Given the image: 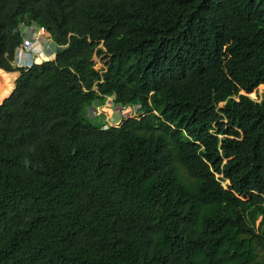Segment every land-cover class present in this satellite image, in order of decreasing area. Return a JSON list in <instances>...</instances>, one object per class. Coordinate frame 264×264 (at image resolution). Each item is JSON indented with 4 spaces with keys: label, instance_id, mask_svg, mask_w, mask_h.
<instances>
[{
    "label": "trees",
    "instance_id": "16d2710c",
    "mask_svg": "<svg viewBox=\"0 0 264 264\" xmlns=\"http://www.w3.org/2000/svg\"><path fill=\"white\" fill-rule=\"evenodd\" d=\"M0 68V264H264V0H0Z\"/></svg>",
    "mask_w": 264,
    "mask_h": 264
},
{
    "label": "clouds",
    "instance_id": "9594fccd",
    "mask_svg": "<svg viewBox=\"0 0 264 264\" xmlns=\"http://www.w3.org/2000/svg\"><path fill=\"white\" fill-rule=\"evenodd\" d=\"M26 30H28L29 34L25 33L24 42L21 45V47L18 49V52H17V55H16V59H15L16 60L15 61V66L17 68H19L20 70L13 71V72H7V71L2 69L6 73H18L19 74V76H18V78L16 80V84H17L18 80L21 78V76L23 75V69L29 70V69L33 68L35 65H42V64H44L46 62H50V61L56 59V57L54 55V52H53V50L54 51L56 50V46L54 45L53 39H52L51 44H50L49 40L44 38V35L43 36L37 35V32H40V31H43L45 33H49L46 29H39L37 27H29L28 28V27L25 26V31ZM37 37H41L42 45L37 48V54L30 58L29 56H26L23 53V48L25 47L26 40L36 41ZM51 38H52V36H51ZM110 98H112V97H107V98H104V99L105 100L108 99L110 101ZM113 102H115V105H117L116 101H113ZM107 106L111 107L110 104H108ZM117 107H120V106L117 105ZM130 108H131L130 106L120 108L121 114L124 115L125 112H130L129 111ZM130 113H132V111ZM125 118H128V117H125ZM108 119L109 120L113 119V122L112 121H108V120H107L108 122L107 121L104 122V124H103L104 130H108L110 126H118L117 124H119V119L111 118V116ZM113 124H115V125H113Z\"/></svg>",
    "mask_w": 264,
    "mask_h": 264
},
{
    "label": "rangeland",
    "instance_id": "374dc122",
    "mask_svg": "<svg viewBox=\"0 0 264 264\" xmlns=\"http://www.w3.org/2000/svg\"><path fill=\"white\" fill-rule=\"evenodd\" d=\"M25 33L29 34L28 30H26ZM37 35H40V36L44 35V38L48 39L49 43L51 44L52 38H51V35L49 33H45L43 31H40V32H37ZM93 60L95 62V67L97 69H102V68H105L106 62L108 59L103 57V56H100V55H95ZM252 92L253 91H250V90H248V91L246 90L245 92H243V91L238 92L236 90L235 95H236V97H239L241 95H248V96L252 97L253 99L261 100L264 96V85L262 87L258 88L256 90L255 94H253ZM96 97L99 98V96H96ZM96 97L94 100L91 101L92 108L89 109L90 117L93 119L94 122H96V124L103 125L104 122H106L107 120L113 122V119L112 120L108 119L110 116H111V118H117V119H120L121 117L122 118L128 117V119L130 121L141 122V124H143V122H145V121H153L152 114H140L141 112H139V111L135 112V114H134V113H130L131 110H129L130 112H125V114L122 115L120 107H117V105H115V102H113V99L110 98V101L108 99L106 101V110L108 113L107 118L104 120V122H102L103 117L99 116V114L102 113V110H97V106L95 105L96 104ZM108 104H110L111 107L107 106ZM131 108L135 109L134 106ZM136 114L138 115L137 118L132 117V115H136ZM113 125H115V124H113ZM228 184H229V182H227L225 184L227 186V188L229 187Z\"/></svg>",
    "mask_w": 264,
    "mask_h": 264
},
{
    "label": "built area",
    "instance_id": "2783aa9c",
    "mask_svg": "<svg viewBox=\"0 0 264 264\" xmlns=\"http://www.w3.org/2000/svg\"><path fill=\"white\" fill-rule=\"evenodd\" d=\"M42 45L41 37H37L36 41L26 40L23 53L30 58L37 54V48Z\"/></svg>",
    "mask_w": 264,
    "mask_h": 264
},
{
    "label": "water",
    "instance_id": "95a60500",
    "mask_svg": "<svg viewBox=\"0 0 264 264\" xmlns=\"http://www.w3.org/2000/svg\"><path fill=\"white\" fill-rule=\"evenodd\" d=\"M1 70H2V69H1ZM17 86H18V85L16 84V88H15V90H13V92H15V91H16V89H17ZM13 92L11 93V95L13 94ZM11 95H10V96H11ZM10 96H9V97H10ZM9 97H8V98H9ZM8 98H7V99H8ZM4 102H5V101H4ZM4 102H3L2 104H0V106H1V105H3V104H4Z\"/></svg>",
    "mask_w": 264,
    "mask_h": 264
},
{
    "label": "bare ground",
    "instance_id": "6f19581e",
    "mask_svg": "<svg viewBox=\"0 0 264 264\" xmlns=\"http://www.w3.org/2000/svg\"><path fill=\"white\" fill-rule=\"evenodd\" d=\"M102 112H103V110H102ZM101 114V113H100Z\"/></svg>",
    "mask_w": 264,
    "mask_h": 264
}]
</instances>
